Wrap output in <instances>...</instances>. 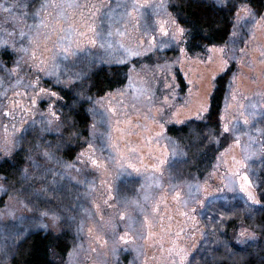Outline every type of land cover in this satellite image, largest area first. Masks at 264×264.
<instances>
[{
    "label": "rangeland",
    "instance_id": "374dc122",
    "mask_svg": "<svg viewBox=\"0 0 264 264\" xmlns=\"http://www.w3.org/2000/svg\"><path fill=\"white\" fill-rule=\"evenodd\" d=\"M168 1L42 0L33 15L32 0H0V53L12 56L0 59V160L25 152L17 185L0 177V264L36 230L73 235L62 264H197L215 243L218 210L259 206L264 12L239 4L226 44L190 55ZM121 63L125 86L87 94L92 70ZM231 66L220 120L233 141L202 180L180 164L165 173L167 126L202 120L214 80ZM50 85H76L91 118L71 161L59 151L75 139L64 135ZM256 239L243 225L229 235L237 247Z\"/></svg>",
    "mask_w": 264,
    "mask_h": 264
},
{
    "label": "trees",
    "instance_id": "16d2710c",
    "mask_svg": "<svg viewBox=\"0 0 264 264\" xmlns=\"http://www.w3.org/2000/svg\"><path fill=\"white\" fill-rule=\"evenodd\" d=\"M239 4H246L257 16L264 12V0H233L225 7L207 0H169L167 9L185 31L186 52L195 55L202 54L207 47L226 44ZM0 59L8 63L12 56L4 50ZM129 69L126 63L101 65L89 73L83 87L88 95L103 97L126 85ZM233 75L234 66H231L216 77L208 111L202 120L167 126L165 139L170 154L165 173L168 165L180 164L185 176L202 180L212 170L218 154L233 141L229 134L222 133L220 120ZM179 80L183 87L182 78L179 77ZM50 86L60 99L56 110L64 135L75 139L74 145L62 141L59 151L62 157L71 161L82 148L80 141L89 136L91 118L86 104L74 94L78 89L76 85ZM262 146L264 149V133ZM24 160L23 149L17 150L10 158L0 160V177L16 186ZM259 176L256 184L259 206L250 214H245L239 205L218 210L217 219L211 222L215 243L197 259V264H264V163ZM250 177L252 179L251 174ZM240 225L252 231L256 241L245 247L230 244V233ZM73 240V235L64 230L57 233L52 230L33 231L17 243L9 264H62L72 249Z\"/></svg>",
    "mask_w": 264,
    "mask_h": 264
},
{
    "label": "snow or ice",
    "instance_id": "6c2138e0",
    "mask_svg": "<svg viewBox=\"0 0 264 264\" xmlns=\"http://www.w3.org/2000/svg\"><path fill=\"white\" fill-rule=\"evenodd\" d=\"M32 3H36L39 4V8L36 9V12L33 13V15L38 14L40 8L45 7L44 3L42 2V0H32ZM0 191L6 192V189L0 188ZM251 198V197H250ZM242 242H246V241H242Z\"/></svg>",
    "mask_w": 264,
    "mask_h": 264
}]
</instances>
